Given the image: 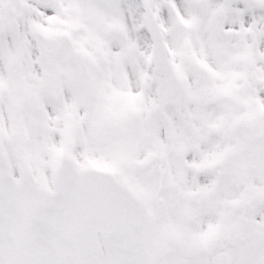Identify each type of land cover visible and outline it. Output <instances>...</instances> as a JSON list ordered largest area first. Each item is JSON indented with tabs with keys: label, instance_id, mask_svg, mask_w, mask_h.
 <instances>
[{
	"label": "snow or ice",
	"instance_id": "obj_1",
	"mask_svg": "<svg viewBox=\"0 0 264 264\" xmlns=\"http://www.w3.org/2000/svg\"><path fill=\"white\" fill-rule=\"evenodd\" d=\"M0 264H264V0H0Z\"/></svg>",
	"mask_w": 264,
	"mask_h": 264
}]
</instances>
